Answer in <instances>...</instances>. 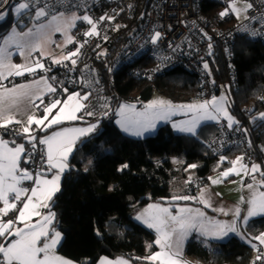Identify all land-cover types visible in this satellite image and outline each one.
Listing matches in <instances>:
<instances>
[{
    "label": "trees",
    "instance_id": "1",
    "mask_svg": "<svg viewBox=\"0 0 264 264\" xmlns=\"http://www.w3.org/2000/svg\"><path fill=\"white\" fill-rule=\"evenodd\" d=\"M149 3L150 0H140L133 18L121 15L119 26L122 28L118 35L97 56L95 64L115 99L102 116H83L85 118L72 122H95L98 127L77 144L61 188L49 201L55 213L52 227L63 235L62 252L78 264H95L102 255H122L135 263L149 262L145 258L157 250L156 235L134 218V210L154 200L198 203L197 195L209 176L231 164L230 157L241 153L240 148L231 150L224 154L228 159L219 161L221 155L214 154L208 146L217 133V122L203 124L195 135L177 133L169 123H164L158 127L156 135L145 138L125 133L115 122V108L122 99L146 100L158 89L173 99L183 100L201 91L196 74L185 68L167 69L153 82L129 75L130 63L116 64V57L141 26ZM13 23L11 15L0 21V37ZM234 46L239 79L236 92L231 95L234 103H230V108L239 114L238 105L253 101L258 113L263 110L260 97L264 93V44L238 35ZM113 63L120 67L113 70ZM218 71L223 78L225 68L221 64ZM253 122L258 135L251 136V142L256 148H264V117L258 116ZM27 146L28 151L31 145ZM88 155L92 157L90 160ZM174 158L180 163L174 164ZM125 164L128 167L119 170ZM193 164L195 168L189 167ZM182 196L193 199H175ZM251 229L255 233L264 230V216L251 221ZM186 254L209 264H251L253 250L236 238L214 243L193 235L187 243Z\"/></svg>",
    "mask_w": 264,
    "mask_h": 264
},
{
    "label": "built area",
    "instance_id": "2",
    "mask_svg": "<svg viewBox=\"0 0 264 264\" xmlns=\"http://www.w3.org/2000/svg\"><path fill=\"white\" fill-rule=\"evenodd\" d=\"M240 2H247L252 7L247 8L242 17H237L232 6ZM19 3H29L30 7L17 15L15 6ZM139 3L140 0H0V13L5 17L11 15L14 24L19 26L29 25L31 16L40 8H44L46 15L57 12H76L79 15L73 43L75 50L79 49L76 64L73 65L71 60L54 65L48 61L43 73L53 84L54 96L65 98L70 91L82 92L87 95L84 101L87 114L91 112L90 116L100 117L112 107L113 99L107 92L102 71L95 64L96 58L118 35L122 28L119 26L121 15L128 14L133 18ZM226 9L228 14L221 17L220 13ZM85 15L96 23L98 34L85 35L92 28L80 19ZM140 25L116 57V64L120 61L130 63L129 75L153 82L167 69L185 68L198 77L201 87L198 97L210 100L219 92L220 83L227 85L232 95L236 92L239 76L234 63V45L238 35L264 44V0H150ZM155 32L161 35L152 43ZM114 63L113 70L118 69L120 66H114ZM205 63L208 69L204 68ZM220 64L225 68L223 78L218 71ZM56 68L59 69L55 71ZM261 95L264 111V93ZM238 106L242 121L231 128L226 121H217V133L209 140L208 146L218 156L240 148L244 165L250 167L257 160L264 165V148H256L250 139L258 135L250 120V116L256 113V102ZM19 128L13 123L7 128L0 127V135L20 138L24 134ZM42 132L40 127L35 128L36 141L42 139ZM36 141L24 153L21 164V168L31 173L34 180L46 167L45 145ZM34 180H25L23 185L31 188ZM17 205L21 207L20 202Z\"/></svg>",
    "mask_w": 264,
    "mask_h": 264
},
{
    "label": "snow or ice",
    "instance_id": "3",
    "mask_svg": "<svg viewBox=\"0 0 264 264\" xmlns=\"http://www.w3.org/2000/svg\"><path fill=\"white\" fill-rule=\"evenodd\" d=\"M30 7L29 3H19L15 6V12L19 15L20 12L24 9ZM247 8L252 7L251 4L246 6ZM233 11H236L239 14V10L233 6ZM47 13L44 8H40L36 12V18L39 19L42 16H45ZM228 14V10L220 13L221 17ZM4 19V14L0 13V20ZM55 20L56 17H53ZM77 17H73V20ZM80 19L86 21L88 24L92 25L90 31L86 32V36H91L93 34H98L96 32V23L93 20L85 15ZM104 17H101V20ZM111 19V17H109ZM59 30V29H58ZM255 35V33H253ZM159 32H155V39L151 42L155 43L156 39L160 37ZM37 38L33 41L26 39L29 37ZM16 37H21L22 42L17 41ZM43 35H37L33 33L32 29H28L27 32L19 33L15 28L12 29L11 34L5 38V45L9 41L17 43V47L23 49L24 47L39 48L43 42ZM211 39V37H209ZM211 47V45H209ZM79 49L75 52H71L60 59L54 60V63L60 64L63 60H71L73 65L76 64V60L73 57L77 56ZM23 54V52H21ZM11 54L7 52V49H0V68H7V74H15L17 76L23 75L25 71L31 73L35 71V68L28 65H12L7 62L8 56ZM37 67L43 69L44 65L37 62ZM204 68L208 69V64H204ZM3 72H0V75H3ZM46 83V81H45ZM26 86H21L24 88ZM49 91H55L51 85H48ZM66 91V89H65ZM26 92H18L17 89L8 90L4 95L0 96V119L3 123H0V127L7 128L8 125L15 123L21 124L24 123L20 120H14L13 116L6 114V109L2 107L5 104L15 105L18 103L19 96H27ZM79 96L78 93H73L68 97V100H75ZM11 97L9 100L8 98ZM39 99V97H37ZM30 99V97H29ZM81 99H87V95ZM227 100L226 97H220L217 99L213 97L210 101L205 100L202 103H194L188 105H180L181 109H185L187 112L193 113V118L190 121L184 122L183 124H174L173 127L178 131L187 132L195 135L196 128L201 120H219L220 115H223L227 119V126L232 127L234 123H238L234 118L227 112L225 107ZM43 103V101H41ZM61 104L60 100L53 101L50 105L44 107V115L41 118H37L35 115H28L27 121L24 127L21 129L22 134L28 136L29 142L36 141V137L31 135L32 125L35 124L41 127V130H46L47 127H51L53 124H59L64 119H76L74 112L65 113V109L68 108V103L65 102L63 107L59 108V111L55 116L49 120V116L52 114L53 109L57 108V105ZM39 107V105H34ZM83 107V105L78 104L77 109ZM177 106H174L169 101L162 99L153 100L151 103L146 105L144 112H133V116H128L127 111L134 109V106L125 105L119 110V115L121 120L118 121L121 128L128 133L136 136H142L145 131L154 129L156 127L157 120H164L173 113V109ZM88 115H92L91 112ZM264 117V114H261ZM45 121H48V124L45 125ZM97 125L93 124L87 128H68L64 129L62 132H56L53 135L42 138L39 141H36L39 144L47 146L46 149V164L48 170L57 169L58 171L53 175L51 180L48 179H36L34 180L33 175L27 170L19 169V159L22 154L25 153L24 146L21 144L19 146L9 147L8 142L0 140V201L3 203V207H0V237L4 238V242H0V264H72V261L67 260L55 253L57 245L61 241V233L56 231L54 228L50 229L54 219L55 213L49 212L47 215H44L42 220L37 221L36 223H30L33 215H41L39 208L44 207L48 208L49 205L46 201L50 200L52 195L55 192L60 190L59 182L61 179V174L67 169V157L72 152L76 139L80 136L92 133L96 130ZM246 131V130H245ZM71 134V135H69ZM63 138V139H61ZM14 144V142H13ZM35 143H33V148H35ZM240 157L237 159L234 164L242 160ZM128 165L125 164L121 169L127 168ZM189 167L195 168L196 165H190ZM242 170L245 174L255 173L259 171V166L253 164L249 169L247 165H241ZM87 170V169H86ZM230 172H235L239 174L235 168L226 170L222 175L227 177ZM22 173V174H18ZM43 173H41V176ZM261 175L264 176V172H261ZM255 179V177H253ZM22 180H34V187L24 188L19 187L18 185ZM218 181H213L216 183ZM247 188L252 190V197L248 201L251 205L247 212L248 217H252L258 214H264V192H257L253 184H248ZM11 194V198L10 195ZM43 197V200H41ZM204 193H201V201H203ZM175 199H193V197L182 196L175 197ZM17 202L21 203V207L17 208ZM152 208H158V206L153 205ZM161 215L153 216L151 222L145 221L148 223V226L155 228L159 233V238L155 241L157 245L160 246L161 251L154 253L153 255L146 257L152 261H160V264H178V261L173 258V255H179L177 252L175 254L170 253L167 249H170L172 245L169 243L174 234L178 235L180 240H183L193 228L199 227L202 235H208L209 232L205 230L204 225L200 222L197 217H203L204 213L196 210V214L193 215V210L190 208H181L180 215H171L169 209L167 208H158ZM10 211L16 213L13 219L4 221L2 217L7 216ZM220 211H224L220 209ZM227 214V213H225ZM235 216L239 218L240 210L237 208L235 210ZM145 214L137 217V219H143ZM23 224V227H14L17 222ZM246 222V221H245ZM170 224H174L175 227H172L169 231ZM237 228L235 222L232 224H223L220 222H215L213 229L211 230V235L217 239H222L228 235L229 232H236ZM14 237V238H13ZM254 239L260 241L261 244H264V233H261ZM43 240V243L41 241ZM151 247V246H150ZM255 247V246H254ZM259 251V249H257ZM264 259V254L258 255L256 260ZM101 264H113L112 261L107 258H103ZM116 264H128L125 260H118ZM255 264V261H253Z\"/></svg>",
    "mask_w": 264,
    "mask_h": 264
},
{
    "label": "crops",
    "instance_id": "4",
    "mask_svg": "<svg viewBox=\"0 0 264 264\" xmlns=\"http://www.w3.org/2000/svg\"><path fill=\"white\" fill-rule=\"evenodd\" d=\"M74 16L77 17V19L73 20ZM53 17H56V19L54 20ZM78 20H79V15H77L76 12H57L52 15L42 16L39 19L36 18V13H34L33 16H31V22L29 25L19 26L13 23V25L9 28V30H7V33L4 34L3 37H1L0 49L6 48L7 52L11 54L10 56H8V60H7L8 63L12 65H28L30 67L35 68L34 72L29 73L25 71L23 75H19V76L15 74L8 75L7 68H0V72L4 73L3 75H0V96L4 95L8 90H11V89H17L18 92L28 93L27 96H19L17 98L18 99L17 104L15 105L5 104L2 106L6 109L7 115L13 116L14 120H20L24 122L21 124H16L20 127L19 129H22L24 127L27 121L28 115H35L37 118H41L45 114L43 111L44 107L47 105H50L55 100H60L61 104L57 105V108L53 109L52 114L49 116V120H51L52 117L57 114V112L59 111V108L63 107L65 102L68 103V108L65 109V113L67 114L68 112H74L77 118L72 119V120L64 119L59 124H53L51 125V127H54V126L56 127L49 131L47 130L50 128L47 127L46 130H43L41 138L49 137L56 132H62L64 129H68V128H87L93 124L97 125L95 122L72 123L77 120H81L83 116L85 117L90 116L87 114V111L85 108V102H84L85 99H81L85 95L79 91H70L65 98H59L57 96H54V91L48 90V85H51V87L54 88L53 84L51 83L49 78L45 76L43 73L46 68L45 65H47L48 61H50L54 65L56 64L54 63V60L60 59L61 57L71 52L76 51L75 48L73 47V43L75 41V28L74 27L76 26ZM13 28H15L16 31L19 33L27 32L28 29H32L33 33L37 35L42 34L44 39H43V42L41 43V46L39 48L24 47L23 49H21L17 47V43L13 41H9V43L5 45L4 43L5 38H7L11 34ZM36 38L37 37L34 36V37L26 38V39H30L34 41ZM16 40L22 42L21 37H16ZM21 52H23V54H21ZM75 58L76 56L73 57V59ZM67 61L69 60H63L61 63H64ZM37 62L39 64H43L44 68L41 69L37 67L36 66ZM27 77H29L30 79H27ZM21 86H26V87L21 88ZM73 93H78L79 96H77L75 100L69 101L68 97L71 96ZM37 97H39V99ZM8 99L10 100L11 97H9ZM41 101H43V103H41ZM78 104L83 105V107H80L77 109ZM34 105H39V107L37 108ZM259 117L262 118L261 116ZM0 123H3L2 119H0ZM47 124H48V121H45V125ZM57 125H60V126H57ZM38 127L39 126L33 124L31 134H33L35 131V128H38ZM89 134L80 136L78 139H76L73 150L67 157L68 167L61 174V179L59 182L60 188H61L63 176L65 175L66 171L70 169V165H71L70 163H71V157H72L73 151H75L77 144L81 142L82 139L87 137ZM25 136L27 135L24 134L23 137L16 138V137H7V136L0 135V140L8 142L9 147L19 146L22 144L24 146L25 153H26L28 149V146H27L28 143L23 141ZM262 146L264 147V144H262ZM46 149H47V146L45 145V153H46ZM24 156L25 154H22L19 159V169H22L21 164L24 160ZM240 157H242L241 153L235 154L234 156L230 157L229 159H231V164L224 167L223 169L216 170L215 172H213V174L209 176L207 184L203 186V188L200 189V192L197 195L198 203H184L183 204L182 202H180V203L172 204L169 202L154 200L134 210L135 211L134 218L137 221H139V223H142L143 225L147 227L149 226H148V223L145 222L146 220L151 222L153 216L161 215L159 213L158 208H167L169 209L170 214L174 216L181 214L180 213L181 208L192 209L193 215L196 214V210H199L200 212L204 213L203 217H197V219L203 223L205 230L209 232L208 235H202L201 230L199 229V227H197V228H193L183 240H180L178 235L174 234L171 240L169 241L172 247L170 249H167V251H169L172 254H175L177 252L180 253L178 256L173 255V258L178 261V264H209L205 261L200 260L199 258L196 259L186 254L187 243L193 235H197L203 238V240L205 241H208V242L210 241L214 243H223V242L229 241L231 238H234V239L236 238L239 241L245 243L246 245L248 244V246L252 248L253 255H252L251 264H253V261H255V264H264V259L256 260V257L258 255L264 254V244H261L259 240L254 239L261 233H264V230H261V232L259 233H255L251 229V221H253L256 218L263 217L264 214H258L252 217L247 216V212L249 208L251 207L248 201L251 199L252 194H253L252 190L247 188V185L253 184L255 190L258 193L264 192V176L261 175V172H264V165L260 160L255 161L253 164L259 165L260 170L255 173H249L246 175L245 172L241 168V165H244L243 160H240L239 162L235 164L233 163V162H236L237 159ZM224 158L228 159V156L225 155ZM252 165L248 168L250 169ZM233 168H235L236 171L239 172L238 175L235 174V172H230V174L227 177H224L222 175L226 170H230ZM57 171H58L57 169H51L49 171L48 166L46 164V167L38 173V175L35 177V180L36 179L51 180L53 178V175ZM41 173H43L42 176H41ZM18 174H22V173H18ZM253 177H255V179H253ZM23 181L25 180H22L18 186L27 188L25 185H23ZM213 181H218V182L213 183ZM34 186L35 184H33V187ZM202 192L204 193V197H203L204 202L201 201ZM9 195L11 198V194ZM41 200H43V197H41ZM50 200L46 201L48 205L50 203L49 202ZM153 205L158 206V208H152L151 206ZM0 207H3L2 201H0ZM237 208H239L240 210L239 218H237L234 214ZM220 209H223L224 211L222 212L220 211ZM39 212L41 215L39 216L33 215L31 217V220L28 222L36 223L37 221L42 220L44 215H47L49 212H52V210L50 209V206L48 208L41 207L39 208ZM141 214H145L144 218L137 219V217L141 216ZM12 215H13V211H10L8 215L2 217V219L4 221L13 219L16 213L15 215L13 216ZM215 222H220L223 224H232L233 222H235L237 231L229 232L226 237L222 239H217L213 235L210 234L211 230L214 227ZM14 227H23V224L18 221ZM172 227H175V225L170 224L168 230L170 231ZM51 228H53L52 225L50 226V229ZM149 228L155 232L156 240H157L159 238V233L156 231L155 228H151V227ZM54 229L56 231H59L62 237V232L57 228H54ZM0 242H4L3 237H0ZM41 243H43V240L41 241ZM257 249H259V251H257ZM62 250L63 248H62V239H61L60 243L57 245L55 249V253L67 260L72 261V264H78L76 261L67 257L62 252ZM160 251H161V248L159 245H157V250L153 252L152 254H150L149 256L153 255L154 253L160 252ZM103 258H107L108 260L112 261L113 264H116L118 260H125L128 262V264H160L159 260L152 261L149 259H148L149 262H138V263L136 262L135 263L130 258L126 256H122V255L116 256V257L102 255L98 258L95 264H101V261Z\"/></svg>",
    "mask_w": 264,
    "mask_h": 264
},
{
    "label": "rangeland",
    "instance_id": "5",
    "mask_svg": "<svg viewBox=\"0 0 264 264\" xmlns=\"http://www.w3.org/2000/svg\"><path fill=\"white\" fill-rule=\"evenodd\" d=\"M247 5H248L247 2H240L238 4L233 5L236 9L239 10V14H237V12L235 11L236 14H237V17H242L244 15V12L247 10V7H246ZM233 6H232V9H233ZM4 19H5V16H4ZM0 21H2V20H0ZM230 91L231 90L229 89V87L227 85L220 83V90H219V92L215 93V95L213 97H216L217 99H219L220 97H226L227 102L225 104V107L227 109V112L234 118L235 121H237V122L239 121L240 122V121H242V116H239L238 112L232 111L231 108H230L231 107L230 103H234V98L231 96L232 93ZM198 96L199 95H197L195 97H191L189 99L176 100V99L171 98L169 95H166L164 92H162V91H160L158 89H155L152 92V95L149 98H147L146 100H143L141 98L122 99L121 102L118 105H116V108H115V112H114L115 113V122L118 123V121L121 120V116L119 115V110L122 108V106H125V105L134 106V109H132L131 111H127L126 114L128 116H132L135 119V117L133 116V112H137V113L138 112H144L146 105L151 103L153 100L162 99V100L171 102V104L174 105V106H177L176 108L173 109V113L170 114L167 119L157 120L156 127L154 129H150L148 131H145L142 136L132 135L131 133H129V135L134 136V137H144V138L146 136L154 134V133L156 135L158 127L162 123L163 124L164 123H169L170 126L172 127V129L175 132H177V133H180V134L181 133H187V132L178 131L176 128L173 127V125L174 124H183L184 122L190 121L193 118L194 114L191 113V112H187L185 109H181L178 106L194 104V103H202L203 101H205V100H203L202 98H200ZM261 114H264V111H260V112H258L256 114H254L252 117L250 116V120L253 122V120H254L253 118L256 117V116H261L262 117ZM218 121H226L227 122V119L223 115H220V118H219ZM209 122L213 123V122H217V120H201L200 123L198 124L197 128H196V132L200 129V127L203 124L209 123ZM253 124H254V122H253ZM118 125L120 126L119 123H118ZM188 134H190V133H188ZM224 156L225 155H221L219 157V161L220 162L225 160ZM90 157H91V155H88V160H90ZM172 160H173L174 164L180 163V160H178V158H174ZM193 165H195V164H193ZM62 238H63V235H62Z\"/></svg>",
    "mask_w": 264,
    "mask_h": 264
},
{
    "label": "water",
    "instance_id": "6",
    "mask_svg": "<svg viewBox=\"0 0 264 264\" xmlns=\"http://www.w3.org/2000/svg\"><path fill=\"white\" fill-rule=\"evenodd\" d=\"M31 135H34V136L36 137L35 134H31ZM23 141H25V142L28 143V144H32V142H29L28 136H25L24 139H23ZM33 142H34V141H33Z\"/></svg>",
    "mask_w": 264,
    "mask_h": 264
},
{
    "label": "bare ground",
    "instance_id": "7",
    "mask_svg": "<svg viewBox=\"0 0 264 264\" xmlns=\"http://www.w3.org/2000/svg\"><path fill=\"white\" fill-rule=\"evenodd\" d=\"M106 88H107V87H106ZM107 92H108V94L111 96L112 99H115L114 96L112 95V93L108 90V88H107Z\"/></svg>",
    "mask_w": 264,
    "mask_h": 264
},
{
    "label": "clouds",
    "instance_id": "8",
    "mask_svg": "<svg viewBox=\"0 0 264 264\" xmlns=\"http://www.w3.org/2000/svg\"><path fill=\"white\" fill-rule=\"evenodd\" d=\"M34 134V133H33ZM23 137V136H22ZM17 138H19V137H17ZM31 145V144H30Z\"/></svg>",
    "mask_w": 264,
    "mask_h": 264
}]
</instances>
